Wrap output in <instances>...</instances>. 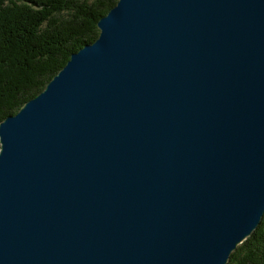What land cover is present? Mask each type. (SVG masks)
Instances as JSON below:
<instances>
[{
	"label": "water",
	"instance_id": "obj_1",
	"mask_svg": "<svg viewBox=\"0 0 264 264\" xmlns=\"http://www.w3.org/2000/svg\"><path fill=\"white\" fill-rule=\"evenodd\" d=\"M0 122V264H227L264 215V0H117Z\"/></svg>",
	"mask_w": 264,
	"mask_h": 264
},
{
	"label": "trees",
	"instance_id": "obj_2",
	"mask_svg": "<svg viewBox=\"0 0 264 264\" xmlns=\"http://www.w3.org/2000/svg\"><path fill=\"white\" fill-rule=\"evenodd\" d=\"M117 0H0V122L15 115L98 37ZM227 264H264V215Z\"/></svg>",
	"mask_w": 264,
	"mask_h": 264
}]
</instances>
